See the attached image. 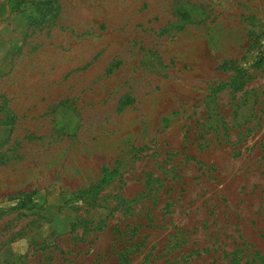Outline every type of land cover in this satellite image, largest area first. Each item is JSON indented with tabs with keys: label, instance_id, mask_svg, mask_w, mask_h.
<instances>
[{
	"label": "rangeland",
	"instance_id": "rangeland-1",
	"mask_svg": "<svg viewBox=\"0 0 264 264\" xmlns=\"http://www.w3.org/2000/svg\"><path fill=\"white\" fill-rule=\"evenodd\" d=\"M55 1L0 0V264H264V0Z\"/></svg>",
	"mask_w": 264,
	"mask_h": 264
},
{
	"label": "trees",
	"instance_id": "trees-1",
	"mask_svg": "<svg viewBox=\"0 0 264 264\" xmlns=\"http://www.w3.org/2000/svg\"><path fill=\"white\" fill-rule=\"evenodd\" d=\"M25 2V0H14V9H19L20 6L22 5V3ZM56 1L55 0H40V5L39 7L41 8V5H42V8L46 6V8H50V5L52 3H55ZM47 9V10H48ZM43 10V9H42ZM44 14H48L47 11L44 12ZM36 207V204L34 203V200L31 196L27 195V196H23V197H20L18 199V202L17 204L13 207V209H31V208H35Z\"/></svg>",
	"mask_w": 264,
	"mask_h": 264
}]
</instances>
